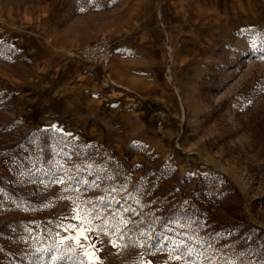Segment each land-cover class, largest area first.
<instances>
[{"label": "rangeland", "instance_id": "obj_1", "mask_svg": "<svg viewBox=\"0 0 264 264\" xmlns=\"http://www.w3.org/2000/svg\"><path fill=\"white\" fill-rule=\"evenodd\" d=\"M115 1L65 0L57 17L64 13L66 23L89 15L88 32L95 9L109 10ZM221 2L213 12L199 11L191 31L175 22L157 30L159 40L146 46L150 60L135 62L138 71L127 80L75 58L72 51L83 46L76 33L69 44L55 37V51L77 64L78 74L70 76L75 86L63 87L80 110L74 116L68 110L70 121L44 124L48 118L37 115L31 123L17 108L12 86L0 81V264H49L63 248L53 247L48 229L58 231L56 223L77 205L104 212L113 203L126 212L132 182L144 176H158L173 205L188 200L200 179L222 178L241 195V216L251 232L264 237V0ZM149 13L144 12L147 24L157 26ZM138 29L136 34L143 31ZM0 53L19 56L1 43ZM37 146L41 166L33 165L37 156L23 154ZM107 159L117 162L116 172ZM57 177L64 182H55ZM22 201L30 207L25 202L20 207ZM171 228L175 233L160 240L156 229L119 228L115 235H101L100 264H184L173 258L172 241L180 240L201 254L204 247L218 251L195 232ZM109 230L114 231L111 225ZM142 232L154 238L151 250ZM109 238L121 246L112 247ZM48 248L52 251L37 252Z\"/></svg>", "mask_w": 264, "mask_h": 264}, {"label": "crops", "instance_id": "obj_2", "mask_svg": "<svg viewBox=\"0 0 264 264\" xmlns=\"http://www.w3.org/2000/svg\"><path fill=\"white\" fill-rule=\"evenodd\" d=\"M64 1L0 0V43L19 54L0 53V81H7L12 86L17 108L31 123L36 122L37 115L48 118L44 124L67 122L70 121L69 109L73 116L80 112L69 101L72 92H63L66 85L75 86L70 76L74 79L78 74L77 64L55 51V37H60L63 44H69L75 36L71 34L76 33V42L86 45L102 35L101 32H108L109 35L106 34L114 43L115 57L106 70L94 69L106 73L109 70L108 76L111 74L115 80H127L137 70L133 67L138 64L135 62L150 60L146 46L159 40L157 30L175 22L174 27L191 31L197 27L199 11L213 12L215 5L220 3V0H118L109 10L95 9L93 28L87 32L89 15H77L64 23L62 13L63 17L58 20ZM221 1L225 6L231 0ZM144 12H150V22L158 20L157 26L147 24ZM136 28L143 31L136 34ZM134 45L142 46V51ZM16 70L20 72L16 73ZM61 117L64 119L60 120Z\"/></svg>", "mask_w": 264, "mask_h": 264}, {"label": "trees", "instance_id": "obj_3", "mask_svg": "<svg viewBox=\"0 0 264 264\" xmlns=\"http://www.w3.org/2000/svg\"><path fill=\"white\" fill-rule=\"evenodd\" d=\"M38 150L39 146L36 149L28 148L23 152L24 156L31 154L38 157V162L33 164L35 166L43 164L40 153H37ZM107 161L113 167L111 172H116L119 168L117 162L109 159ZM157 178L158 176L155 178L144 176L141 180L132 182L129 190L131 195L124 200L126 212L120 213L115 210L112 207L115 205L113 203L107 204L110 209L95 212L108 217L110 225L118 224L123 231L142 228L145 231L156 229L158 240L163 236L166 238V234L175 233L171 226L195 232L218 249L217 251L204 247L202 251L203 256H213L215 253L216 264H225L224 253H229L230 258L243 260L247 264L249 261H264V237L252 233L244 221L241 216V195L232 185L219 177H204L199 180L197 190L188 200L173 205L171 192L166 190L167 186H161ZM32 188L30 191L24 190V194L30 196L34 191V187ZM99 189L100 186L96 185L92 191L96 192ZM136 197L140 199L135 201ZM91 198L92 194L88 199ZM130 199L133 200L130 201ZM24 202L26 203L25 209L30 207L31 202L29 201L20 202V207H23ZM97 202L92 201V204H97ZM4 207L8 208V204ZM121 218L127 221L126 225L119 223Z\"/></svg>", "mask_w": 264, "mask_h": 264}, {"label": "snow or ice", "instance_id": "obj_4", "mask_svg": "<svg viewBox=\"0 0 264 264\" xmlns=\"http://www.w3.org/2000/svg\"><path fill=\"white\" fill-rule=\"evenodd\" d=\"M57 183H63V177H57ZM94 213L93 209H88L86 204L81 207L77 205L72 208L71 215L61 218V221L56 223V231L54 234L51 229H48L49 235H54L56 243L53 245L55 248H63V254L59 257L53 255L49 257V264H100L99 253L103 251V241L101 235H115L116 231H119V225H111L114 229L110 233L109 218L101 215L99 212ZM64 221H69L64 223ZM74 221V223H73ZM99 221V223H97ZM120 224H127V221L123 218L119 221ZM62 233H64L62 235ZM140 236L148 241V247L151 250L154 245L151 242L154 238L149 233H141ZM108 243L114 247L119 248L121 245L109 238ZM97 245H101L97 247ZM126 246V245H125ZM140 247H143V243H139ZM211 247V245H208ZM52 248L37 249V252H51ZM172 252L174 253V259H184V264H216L213 256L204 255L197 252L195 247L189 244L186 240L172 241ZM241 255H244L241 253ZM148 264H151L149 261ZM225 264H237V261L233 258H225ZM249 264H264V261H249Z\"/></svg>", "mask_w": 264, "mask_h": 264}, {"label": "built area", "instance_id": "obj_5", "mask_svg": "<svg viewBox=\"0 0 264 264\" xmlns=\"http://www.w3.org/2000/svg\"><path fill=\"white\" fill-rule=\"evenodd\" d=\"M75 58L92 68L106 70L115 57L114 43L107 34L100 35L96 41L75 48Z\"/></svg>", "mask_w": 264, "mask_h": 264}]
</instances>
